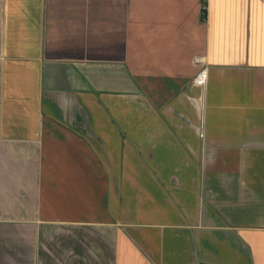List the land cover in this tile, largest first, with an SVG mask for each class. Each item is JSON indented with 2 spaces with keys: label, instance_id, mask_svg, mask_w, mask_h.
Segmentation results:
<instances>
[{
  "label": "crops",
  "instance_id": "0c3cea01",
  "mask_svg": "<svg viewBox=\"0 0 264 264\" xmlns=\"http://www.w3.org/2000/svg\"><path fill=\"white\" fill-rule=\"evenodd\" d=\"M0 264H264V0H0Z\"/></svg>",
  "mask_w": 264,
  "mask_h": 264
},
{
  "label": "built area",
  "instance_id": "2783aa9c",
  "mask_svg": "<svg viewBox=\"0 0 264 264\" xmlns=\"http://www.w3.org/2000/svg\"><path fill=\"white\" fill-rule=\"evenodd\" d=\"M198 59H200V57H198ZM207 77H208L207 68L203 67L198 71V74L195 78V82H197L198 85H204L207 81Z\"/></svg>",
  "mask_w": 264,
  "mask_h": 264
}]
</instances>
